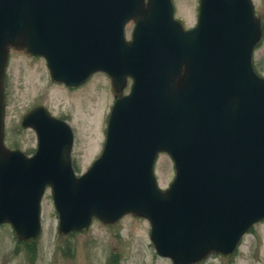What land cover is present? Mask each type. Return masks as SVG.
Wrapping results in <instances>:
<instances>
[{
	"label": "water",
	"instance_id": "95a60500",
	"mask_svg": "<svg viewBox=\"0 0 264 264\" xmlns=\"http://www.w3.org/2000/svg\"><path fill=\"white\" fill-rule=\"evenodd\" d=\"M199 3L198 26L211 41L202 75L195 34L174 19L171 0H0V224L36 238L50 186L61 235L86 230L93 217L114 223L132 213L149 220L161 256L193 264L212 251L231 255L264 219V79L251 66L260 21L251 0ZM10 48L44 57L52 79L70 86L97 71L110 76L103 151L80 177L70 127L43 107L22 121L36 131L35 154L4 146ZM128 77L130 93L120 97ZM163 152L175 170L166 190L154 176Z\"/></svg>",
	"mask_w": 264,
	"mask_h": 264
},
{
	"label": "rangeland",
	"instance_id": "374dc122",
	"mask_svg": "<svg viewBox=\"0 0 264 264\" xmlns=\"http://www.w3.org/2000/svg\"><path fill=\"white\" fill-rule=\"evenodd\" d=\"M172 1L175 16L189 27L196 0ZM252 1L257 16L264 22V0ZM132 27V23L126 26L128 39ZM253 62L264 76V39ZM5 94V145L8 148L25 153L33 150L34 134L22 129L20 122L29 110L44 106L55 116L71 119L76 174L84 172L99 156L113 103L111 84L104 74H95L86 86L68 91L50 80L43 59H32L11 50ZM155 173L160 187H168L174 176L168 155L159 156ZM41 221L42 233L35 249L31 250L17 242L9 225H0V264H172L170 259L156 253L149 238L150 224L144 218L126 215L114 224L94 219L85 232L59 236L58 216L47 189L41 202ZM197 264H264V221L242 238L231 257L213 253Z\"/></svg>",
	"mask_w": 264,
	"mask_h": 264
},
{
	"label": "flooded vegetation",
	"instance_id": "af4514ba",
	"mask_svg": "<svg viewBox=\"0 0 264 264\" xmlns=\"http://www.w3.org/2000/svg\"><path fill=\"white\" fill-rule=\"evenodd\" d=\"M198 5H195V10L193 13V19L192 22L189 26L194 31L195 37H194V58H195V65L201 70V71H206L208 61L210 58L211 54V48H210V43H209V30L207 29L206 26H201L200 28L198 27ZM199 31L198 33L196 31ZM255 68L257 71L259 69L256 67ZM66 90H77L79 88H68L63 86ZM55 116V115H54ZM62 120L68 121L67 117H58ZM34 134V133H33ZM34 153V150L30 154ZM29 154V155H30Z\"/></svg>",
	"mask_w": 264,
	"mask_h": 264
}]
</instances>
